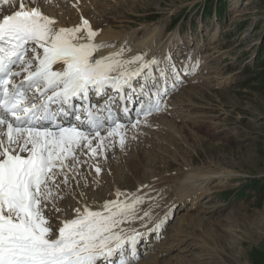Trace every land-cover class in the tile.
<instances>
[{
	"label": "rangeland",
	"instance_id": "obj_1",
	"mask_svg": "<svg viewBox=\"0 0 264 264\" xmlns=\"http://www.w3.org/2000/svg\"><path fill=\"white\" fill-rule=\"evenodd\" d=\"M78 1L37 0L36 5L62 26L75 21L76 14L68 9L87 10L83 19L96 31L101 29V35L135 31L140 39L154 34L156 44H162L170 33L178 31L182 40L172 56L182 60L188 47L184 64L194 57L195 68L179 69L182 76L178 82V74H172L175 87L164 97L165 102L177 106L172 110L181 109H177L178 117L162 108L157 120L162 122L166 115L163 119L168 122L131 127L141 141L129 140L128 131L123 147L118 142L110 145L95 162L80 165L77 179H71L70 174L71 189L62 185L67 196L55 202L62 209L60 218L75 216L74 209H82V199L95 210L102 200H114L117 191L124 200L134 191L129 201L136 196L144 198L137 207L150 212L146 224L164 212L158 236L150 230L144 241L155 238L153 242L163 248L177 245L166 264H264V0ZM102 14L108 18L99 16ZM77 19L81 24L82 18ZM114 46L126 50L124 44L112 42L107 48ZM141 143L144 148L138 151ZM137 153L141 156L132 168L130 159ZM97 163L102 169L99 174L92 166ZM203 168L230 169L238 175L208 184L209 194H204L193 210L206 222L194 227L183 220L191 214V200L175 202L174 194L182 189L180 182L186 172Z\"/></svg>",
	"mask_w": 264,
	"mask_h": 264
},
{
	"label": "snow or ice",
	"instance_id": "obj_2",
	"mask_svg": "<svg viewBox=\"0 0 264 264\" xmlns=\"http://www.w3.org/2000/svg\"><path fill=\"white\" fill-rule=\"evenodd\" d=\"M36 2L19 0L12 7L16 0H0V6L10 7V14L0 8V264H101L117 254L118 264H132L141 234L121 225L149 217V211L137 215L143 197L105 201L101 210L85 201L59 227L47 210L51 205L62 211L55 202L67 196L61 185L71 189L70 174L77 179L81 163L88 162L81 161V153L97 158L110 145L125 144L122 118L111 108L106 115L93 109L90 94H107L110 88L130 99L124 87L132 89L134 78L150 76L157 61L141 55L122 59V49L96 58L98 48L110 45L94 42L97 32L88 20L57 29L53 18L31 6ZM143 94L148 100L137 119L129 120L133 128L162 110L167 89ZM92 166L101 172L98 163Z\"/></svg>",
	"mask_w": 264,
	"mask_h": 264
},
{
	"label": "bare ground",
	"instance_id": "obj_3",
	"mask_svg": "<svg viewBox=\"0 0 264 264\" xmlns=\"http://www.w3.org/2000/svg\"><path fill=\"white\" fill-rule=\"evenodd\" d=\"M92 1H94V0H92ZM53 2H55V0H53ZM78 2H82V0H79ZM18 3H19V0H16L15 5H13L12 7H18ZM97 5H99V4H97ZM31 6H38V5H36V3H34ZM0 8H3L4 9V14H10V7L8 5L0 6ZM68 10H71L72 13L76 14L75 21H71L70 24L67 25V26H62V24H60V23L57 22V19H54L55 20V27L57 29H59L61 27L71 28V27L80 25V22L78 21L77 16H80L83 19V18L86 17L83 14V12L85 14L88 12L87 10H83V12H82V10H80V9H79L80 11L78 10V12H77L76 11V8H72V9H68ZM52 15L54 16L53 12H52ZM99 16H105V19L108 18V16L103 15V14L102 15H99ZM0 18H2V17H0ZM66 20L70 21V19H66ZM92 29L94 31H96L95 28H92ZM97 30H98V31H96L97 32V35L94 37V42L95 43L100 44L101 42H104V43L110 45L111 42H112V43H116L117 45H119V44H124L125 45L126 50L122 49L123 50L122 57H121L122 59H130V58H132V57H134L136 55H141V56L144 57V60L145 61L152 60V59H155L157 61V65L153 66V68L150 70L151 71V75H150V78L151 79L149 78V76L142 75L140 77H137V78H134L133 79V81H132V89H129L127 86L124 87L127 90V93H133V94L136 93L135 88H137L138 97L141 96V98L138 101L139 104L137 106H133L134 103L131 104V103L127 102L126 107L129 108V113L128 114H124V113L121 114L120 113L122 111L121 110V103H119L117 105V108H116V106L114 108V105H115L114 102L110 103V106H109L111 108H114L116 110H119L118 111V115H119V117L122 118L121 119V123H123V124L126 125V133L128 131H130L129 132L130 137H128V139L129 140H134V139L135 140H140V138L137 136V132H135L134 130L131 129L132 125L129 123V120L130 119L131 120H136L137 117H136V114H134V112L135 113L137 112V110L140 108V106H141L142 103H146L147 102L148 97L146 95H144L143 93L144 92H147L149 89H151L152 91H156L157 89H159L161 92H164V90L167 89V94H168V92H170L171 88L173 87V83H174V82H172V78H175V76H173L172 74H174V73L178 74V79H179V77L182 76L179 73V69H181L183 71V70H187V68L188 69L189 68H192L193 64L195 63V59L193 57L190 61H188L186 64H184L185 59H186V55H187L186 54V51L188 50V47H186V51L182 55L183 56V59L182 60H179L178 59V56H175V57L172 56L173 53H174V51H175L174 47L176 45H180V41L182 40V36H180V33L178 31H175L173 33H170L169 36H168V40L165 39L162 44L161 43L160 44H158V43L156 44V38L157 37L154 34H153L154 35V38H153V35L150 38H149V36H146L145 35L146 37L144 39H140L137 36L138 33H136L135 31H133L131 34L129 33L127 35H125V34L117 35V34H119L118 31H113L112 33H110L111 31L104 32L105 34L101 35V33H102L101 32V29H98L97 28ZM121 31H123V30H121ZM81 35L83 36V35H86V34H85V32H82ZM81 42H84V41L82 40ZM188 43H189L188 41L185 42L186 45ZM120 50H121V48H119L118 46L117 47L114 46L111 49L110 48H107V47H101V48H98L96 50V52L94 53V55L96 56V58H100V57L107 56V55H109L111 53H114V52H117V51H120ZM136 66L137 65H133L132 67L134 68ZM54 68H57V66H54ZM166 71L168 72L167 74H166ZM188 71H191V70H188ZM161 73H164V75L162 76ZM188 74H189V72H188ZM176 81H177V79H176ZM138 83L140 85H138ZM141 85H144V88H143L144 92H142L140 94ZM148 85L150 87L149 88H146V87H148ZM138 86H139V88H138ZM110 94L118 102L119 97H118L117 93L115 91H113V92H110ZM105 102H106V98L100 99V101L97 102V106H95V108L98 109L99 106H100V104H102V103L104 104ZM105 106H106V104H105ZM175 106H176L175 104H170L168 102H165V100H163L162 108H163L164 112L166 114H169V115L172 114V113H174L178 117L179 115L177 113H180L178 110H181V109L178 107L177 108L178 110L177 109L172 110ZM106 110H107V108H105V111ZM133 116H135V117H133ZM158 116H159L158 115V112H153L151 115H149L147 117V123L150 126H152L155 123L156 124H159V123L164 124L165 122H168V120L163 119L166 115L163 118L161 117L162 118V122H161V119L157 120V117ZM140 119L142 120L143 117L141 116ZM147 123H140V124H147ZM171 123H172V121L170 120V124ZM140 124H138V125H140ZM170 124H168V125H170ZM173 126L174 125H172V127ZM166 128L167 127H165V129ZM143 129H145V128H143ZM167 129H170V128L168 127ZM101 131H105V129H103ZM142 131H144V130H142ZM169 135L171 136L172 134H170V132H169ZM156 137H158V135ZM163 138H165V137H163ZM150 141H151V139H150ZM139 145L141 146V148H139L140 150H138V151L143 150L144 147H142V143L139 144ZM83 154H85V153H83ZM83 154L82 153L80 154L81 161H88L89 160L90 163H92L94 161V158H91L89 155H86V154L84 156ZM134 156H136V157L133 160L130 159V161H131L130 162V165H131L132 168L137 167V158L139 156H141V154L140 153H137V154H134ZM83 164L84 163H81V165H83ZM236 173L237 172L231 171L230 169H222V170L216 171V170H213V169H204V168L202 170H198V172H186L184 174L183 180L180 182V187L182 189L180 191H177L176 194H174L175 195V199H176L175 202L184 203L187 199H190L191 200V204H192L191 207H190L191 214L186 215L183 218V220H188L189 221V223H188L189 226H194V227H198L200 225L202 226V224H204L203 222L206 220V218L203 215H201L200 213L194 215L193 210L196 209V206H194V205L201 201V198H202V196L204 194L205 195H208L209 194L208 193V191H209L208 184H210L213 180H217L219 183L222 182V181H225V180L227 181L229 178L234 177V176H237L238 174H236ZM57 179H59V178H57ZM214 183H216V182H214ZM100 192H102V191H100ZM133 192L127 196L128 199L133 196ZM85 198H89L90 199V197H85ZM112 199H114V200L115 199H119V200H122V201L124 200V199H120V196L119 197H113ZM78 200H80V199H78ZM109 200H111V198H109V197H108V199L102 200L101 203H100V205L98 204L99 207H97L95 210H101V206L105 203V201H109ZM146 201H148V200H146ZM86 202H88V201L86 200ZM78 205H80V204H78ZM87 205H89V204H87ZM84 206H85V201H84V199H82L81 207L83 208ZM171 206H173V205H171ZM138 209H137V215L143 217V213L146 210L144 208H141L139 210ZM65 211H67V210H65ZM235 211L233 210L232 212H235ZM162 213H163L162 214L163 216L161 217V215H160L156 220L152 221L151 224H146L145 223V220H147V219L144 218L143 220L136 219L134 221H130V222L126 223V224L121 225L122 227H124L126 229L135 230L136 232H139L141 234L138 237L137 241H136V257H135L134 260H132V264H166V261L168 259H170V256L169 255H170L171 250L177 248L176 247L177 245L175 246L174 244L173 245H170L168 248H163V246H157L153 242V240L155 238H153V240H150V241L147 238V241H144V239L146 240V237H148V234H149V231L150 230H155L156 232L154 234L158 236V234H157L158 231L162 229V223H163L162 221L166 218L164 216V212H162ZM47 214L51 218L52 222L57 227H59L61 221L65 220V219H71V218L74 217V216H70V214H69L67 216H64V217H61L60 218V215H58L57 212H55V211L53 212L51 205H49V209L47 210ZM152 214H153V212H152ZM231 214H233V213H231ZM229 218H228V221H230ZM157 225H159V227H157ZM219 226L221 227L222 230L225 229V228H223L224 227L223 225L219 224ZM181 229H183V228H181ZM188 231H189V229H188ZM188 231L185 232V233H187V235L189 234ZM129 234H131V232ZM187 235H185V236H187ZM183 238L181 237L180 239H183ZM148 241L151 242V243L148 244L149 243ZM113 262H114V264H118V262H119V255L118 254L115 255V256H113L112 258H110V261H101V264H113Z\"/></svg>",
	"mask_w": 264,
	"mask_h": 264
}]
</instances>
